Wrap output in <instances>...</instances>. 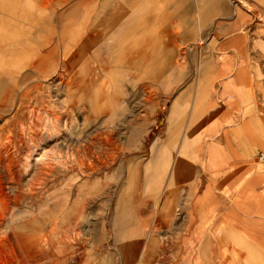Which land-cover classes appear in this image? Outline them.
<instances>
[{
  "label": "rangeland",
  "instance_id": "obj_1",
  "mask_svg": "<svg viewBox=\"0 0 264 264\" xmlns=\"http://www.w3.org/2000/svg\"><path fill=\"white\" fill-rule=\"evenodd\" d=\"M37 1L0 0V264H119L122 237L207 233L217 216L222 231L249 227L264 197V60L251 70L248 41L254 20L264 37V0L153 3L144 36L118 41L110 0ZM234 51L243 62L226 72ZM170 75L186 80L159 82ZM175 188L187 224L134 229L149 211L169 221Z\"/></svg>",
  "mask_w": 264,
  "mask_h": 264
},
{
  "label": "crops",
  "instance_id": "obj_2",
  "mask_svg": "<svg viewBox=\"0 0 264 264\" xmlns=\"http://www.w3.org/2000/svg\"><path fill=\"white\" fill-rule=\"evenodd\" d=\"M157 2L173 4L175 0H152L151 2L145 3L144 0H110V10H108V12L111 16V28L108 32V39L112 38L118 41L122 37L127 36L128 33L133 34L135 31L138 37H143V24L145 20L144 10L147 9V6H151L153 3ZM120 5H126V7L119 10ZM127 5L131 6V9L129 8V10H127ZM144 5H146V7ZM174 13L175 7L174 5H171L167 8L166 15L161 19H171L172 24L176 18ZM155 18L159 19V17L152 15L151 20ZM257 24L258 23L254 20L251 25L253 29L252 36L248 41L250 47L249 61L252 64L251 70L253 67L258 68L259 56L264 60L263 53L259 54L258 48L259 46L264 47V37L262 38L258 36V30L263 29L257 27ZM137 42L138 52H144L145 49L142 46L143 40L141 41V39H138ZM222 56L223 57L221 58L224 60V65H227V68L224 69L227 70L226 72L234 71L238 62H243L242 54L237 55L236 51H234L233 55L230 52H224V55ZM144 65H142V67L140 66V68L145 67ZM209 79L212 88H214L216 83L221 80L220 78H216L213 73L210 75ZM185 80L184 75L181 77L170 75L167 80L159 82L180 83L185 82ZM138 83H147V81L140 80ZM233 84H235L234 79H223L220 86L225 88L224 86H232ZM185 89L186 88L183 89V92ZM188 124L189 121L186 123L185 128H178L175 126L174 129L186 130L188 129ZM164 125L166 126V124ZM212 127L217 128L218 126L213 125ZM180 146H182L184 150L185 147L189 146V143L187 144V142H181ZM183 150L182 152L185 153ZM179 157L183 158L184 155L181 154ZM231 186V188L227 189L228 191H237L234 189L235 185ZM193 188L196 187L193 185ZM261 189L264 190V187ZM194 190L195 191H193V193L196 194H200L201 192V188H199L198 191H196V189ZM239 190H243V188H239L238 191ZM213 192L219 193L218 190H213ZM182 195V188H175L174 194H172L173 197L169 200V202H173V205L169 206V221L163 223L161 219H157L159 215L157 216L156 211H149L147 221L137 223V226L134 227V229L137 228L141 230L142 228H148L154 230L163 227H173V222L177 219H182L181 224L186 225L187 219L184 214L183 218H177V215L181 214V212H184L185 210L183 209V205L181 203ZM216 199H219L218 196L214 197V200ZM261 202L262 203L256 205L259 207V210L257 211L256 209V211H252L250 213H253V215L256 212L263 213L264 197ZM236 204L237 206H235ZM236 204L234 201L233 206L229 207L228 212L230 215H233V213L238 214V211L236 210L239 205L238 200ZM260 204H262L263 211H261L262 207ZM250 209L252 208L250 207ZM253 215L248 220L249 227L243 226L241 228V226H239V228L236 225L234 226V230L232 228L231 230L222 231L224 228L222 225L225 221H223L224 219L222 217L215 216L216 218L212 219V231H208L207 233L197 232L191 234L122 237L116 241V246L121 247V254L118 255L119 264H264V225H262V228L256 227L258 225L255 224L257 218ZM229 223H231V221Z\"/></svg>",
  "mask_w": 264,
  "mask_h": 264
},
{
  "label": "built area",
  "instance_id": "obj_3",
  "mask_svg": "<svg viewBox=\"0 0 264 264\" xmlns=\"http://www.w3.org/2000/svg\"><path fill=\"white\" fill-rule=\"evenodd\" d=\"M257 158L259 160V162L263 165L264 167V152L263 151H260L258 154H257Z\"/></svg>",
  "mask_w": 264,
  "mask_h": 264
},
{
  "label": "bare ground",
  "instance_id": "obj_4",
  "mask_svg": "<svg viewBox=\"0 0 264 264\" xmlns=\"http://www.w3.org/2000/svg\"><path fill=\"white\" fill-rule=\"evenodd\" d=\"M44 1H45V0H44ZM3 2H4V1H3ZM37 2H40V0L37 1ZM40 3H41V2H40ZM5 4H6V2H5ZM20 6H21V5H20ZM11 7H12V6H11ZM17 7H19V6H17ZM17 7H16V8H17ZM21 7H22V6H21ZM21 7H20V8H21ZM20 8H19V11H20ZM21 10H22V9H21ZM17 11H18V10H17ZM24 11H25V10H24ZM22 13H23V12H22ZM19 14H20V13H19ZM4 30H5V29H4ZM4 32H5V31H4ZM2 33H3V32H2ZM9 33H10V32H9ZM0 35H1V34H0ZM6 35H7V34H6ZM9 35H10V34H9ZM4 36H5V35H4ZM11 37H12V35H11ZM4 39H6V38H4ZM172 106H173L172 108L174 109V105H172ZM169 112H170V111H169ZM172 116H173V115H172Z\"/></svg>",
  "mask_w": 264,
  "mask_h": 264
}]
</instances>
